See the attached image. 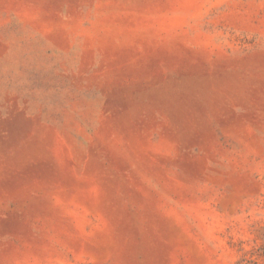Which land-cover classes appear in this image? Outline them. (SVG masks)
Returning a JSON list of instances; mask_svg holds the SVG:
<instances>
[{"label": "rangeland", "instance_id": "rangeland-1", "mask_svg": "<svg viewBox=\"0 0 264 264\" xmlns=\"http://www.w3.org/2000/svg\"><path fill=\"white\" fill-rule=\"evenodd\" d=\"M0 264H264V0H0Z\"/></svg>", "mask_w": 264, "mask_h": 264}]
</instances>
